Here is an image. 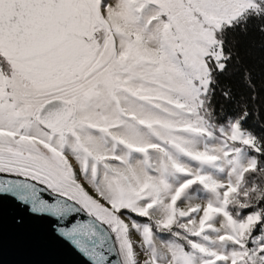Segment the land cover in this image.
Returning a JSON list of instances; mask_svg holds the SVG:
<instances>
[{
    "label": "snow or ice",
    "instance_id": "6c2138e0",
    "mask_svg": "<svg viewBox=\"0 0 264 264\" xmlns=\"http://www.w3.org/2000/svg\"><path fill=\"white\" fill-rule=\"evenodd\" d=\"M258 71L264 0H0V199L87 264H264Z\"/></svg>",
    "mask_w": 264,
    "mask_h": 264
},
{
    "label": "water",
    "instance_id": "95a60500",
    "mask_svg": "<svg viewBox=\"0 0 264 264\" xmlns=\"http://www.w3.org/2000/svg\"><path fill=\"white\" fill-rule=\"evenodd\" d=\"M60 226L54 217L31 214L12 199H0V264H87L59 237Z\"/></svg>",
    "mask_w": 264,
    "mask_h": 264
},
{
    "label": "trees",
    "instance_id": "16d2710c",
    "mask_svg": "<svg viewBox=\"0 0 264 264\" xmlns=\"http://www.w3.org/2000/svg\"><path fill=\"white\" fill-rule=\"evenodd\" d=\"M253 39L256 41V43H259V37L254 36ZM229 81L233 84V86L237 89V91L241 90V85L239 82V78L236 75H232L229 77ZM257 85L264 86V77H261L259 74V71L257 72ZM249 126L256 128L257 131H259V123L256 120H252L249 122Z\"/></svg>",
    "mask_w": 264,
    "mask_h": 264
}]
</instances>
